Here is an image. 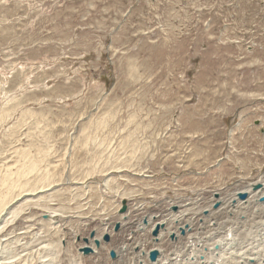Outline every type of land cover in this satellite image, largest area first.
<instances>
[{
    "label": "rangeland",
    "instance_id": "1",
    "mask_svg": "<svg viewBox=\"0 0 264 264\" xmlns=\"http://www.w3.org/2000/svg\"><path fill=\"white\" fill-rule=\"evenodd\" d=\"M8 168L14 196L42 194L10 204L3 245L58 264L80 263L123 200L203 202L264 181V0H0Z\"/></svg>",
    "mask_w": 264,
    "mask_h": 264
},
{
    "label": "bare ground",
    "instance_id": "2",
    "mask_svg": "<svg viewBox=\"0 0 264 264\" xmlns=\"http://www.w3.org/2000/svg\"><path fill=\"white\" fill-rule=\"evenodd\" d=\"M27 158L28 157H25V159ZM33 167L35 168V166ZM30 170L32 172L34 171L32 168ZM12 171H13L12 168H8L5 174H3V176H0V184L2 186V189L4 188L8 190L3 194L0 193V226H3L5 224V220L8 217L7 216L8 214L11 216L10 213L13 209V205L10 204H13L12 202H14V200L16 201V203H18L22 201L24 198L36 197L38 194L40 193L42 194V191L37 192L36 189L34 191H29L28 193L26 192L24 194H19L20 193L19 191L18 193L19 196L18 197L14 196V193L20 190L21 187L19 188L18 183L14 182L15 180L14 181L12 180L14 176H16L17 178V176L20 175V171L18 170L17 172H12ZM256 185H262L261 189L254 191L253 187ZM246 186L240 189L237 188L235 191L231 193L228 192V194H225V196L223 195L222 192L223 195L222 197H220L221 196L220 192L217 193L213 191L214 195L211 194L210 197L207 195L208 197H204L205 199L203 200V202L202 199L199 198L181 199L182 201L178 203H169L168 205L167 203L169 199L168 197L166 198L167 195H164L159 198L153 199L156 200L155 203L156 206L153 207L151 210L147 208L143 209L142 206H144L146 203H143L141 200L128 199L131 201L130 203L131 208L130 211L126 213V216L128 218L127 221L124 222L122 216L121 217L118 215L113 216L112 217L113 220L111 219L110 221L109 219L110 222L104 225L105 231L104 232L102 231V233H99V235H97L98 233L96 234L95 239H98L101 242L99 247L100 251L99 248H96L94 246V240L85 237V239H89V243H87V245L85 243H81L80 245H78L79 246L78 248L81 250L84 247H90L93 249V253L89 254V256L86 257L84 256V258H82L80 256V254L82 253L80 252L79 255L77 254L78 258L80 259L79 260L80 263L78 262L77 259H72L70 257L69 259L66 258L68 259V261L63 262V264H102L104 259L102 253L104 252V250L107 251V256H109L111 250H115V254H117V259L115 261H112L111 264H132L133 261H135L136 264H264V201L263 202L260 201V199L262 198L264 199V181L259 180L255 183H250L248 187ZM225 190L228 189H224V192ZM238 191H241L243 193H248V198L243 202L237 203ZM215 195H218V198H216ZM136 203H138L137 205L139 204L141 205L137 209H134ZM198 204L199 206H197ZM171 206H178L177 208H179V210L177 211V213L169 212V210L171 211ZM50 207L52 208V206ZM50 216L53 215L50 214ZM145 219L148 228L146 227V230L144 232H140L138 231L137 225L143 224ZM88 224H93V223H88ZM117 224H120L121 228L118 231H115V226ZM158 224L164 225L165 228H163L160 231L158 238H151V234L149 233L150 228H155ZM171 225L174 228H171L172 227ZM89 226H88L89 232L87 233L86 236L89 235L90 230L92 229V228L90 229ZM93 226H95V224ZM180 227L181 229H183L182 231H186L185 234L182 232L180 233ZM5 228L6 226L3 228L1 227L0 229V242L2 243L0 246V264H47V262H49L48 259L44 260L45 259L44 257H43L44 259L42 260L39 258L41 256H39V254L37 253L38 252L40 253L41 251L35 253L34 251H36L35 250L36 248H34L33 251L34 253L28 255L29 258H27V256L25 255L26 259H24L25 256L23 257L22 255L23 251L22 254L18 253V250L16 248L18 247L23 248L22 243H24V241L20 243L21 240L17 238L18 235H21V232L20 234L14 237L17 238L15 240L13 239L15 242L12 241V243L14 242L13 244L15 245H12L11 248H13L14 250L16 249L17 253L12 252L11 251L12 249L10 248V243L8 245H3V243L5 242L8 241L10 242L11 237L9 239L5 238V240L1 239L3 238L1 236L8 237L7 235H4L3 231ZM132 232H134V235H132ZM171 233H175V234L177 233L175 235V241L173 242H171L170 239L168 238V236ZM28 234H29L28 235L29 238V236L30 235L32 236L33 233L30 234L28 232ZM24 235L26 236L27 234ZM104 235H109L110 238L112 237V240L109 243L103 242L102 238ZM36 236L38 235L36 234ZM64 236L66 235L64 234ZM45 237H49V236L47 235ZM25 238L27 239V237ZM80 239L82 240V238ZM30 242H27V244L29 243L30 245ZM35 242L33 243L31 249H33V246L40 247V246H44L45 244L40 241L39 243L40 244L42 243L41 245L38 243V241H37L38 244H35ZM74 244H71V246ZM47 247L48 246L45 244L42 250L43 249L45 250ZM24 248L26 249V247ZM49 248L50 246L48 247V249ZM29 249L28 251H30ZM150 250L153 252L155 251L158 252V256L155 261L148 260V253H149L148 251ZM30 252H32V250ZM143 253H146V255L143 256ZM35 254L37 257L35 256ZM62 255L63 254H61L60 256ZM52 257L54 261L52 260ZM52 257L49 258L50 260H52V263L49 262V264L56 263L54 258H56L57 260L59 255L54 254ZM35 260L36 262H34Z\"/></svg>",
    "mask_w": 264,
    "mask_h": 264
},
{
    "label": "water",
    "instance_id": "3",
    "mask_svg": "<svg viewBox=\"0 0 264 264\" xmlns=\"http://www.w3.org/2000/svg\"><path fill=\"white\" fill-rule=\"evenodd\" d=\"M261 187H262V185H256V186L253 187V190H254V191H257L258 189H261ZM237 194H238V199H239L240 201H245V200L248 198V193H243V192H241V191H238ZM215 196H216V198H218V195H215ZM260 201L263 202L264 199L262 198V199H260ZM174 210H176V208H174ZM126 212H127V201H126V200H123V201H122V208H121V210H120V214H121V215H124V214H126ZM46 217H47V216H46ZM162 228H163V227H161V226H157L156 229H155V231H154V233H153V236H154V237H157L158 234H159L160 229H162ZM119 229H120V224H117V225L115 226V231H118ZM95 238H96V233L92 232V233L90 234V239L94 240V246H95L96 248H99L101 242H100V240L95 239ZM102 241L105 242V243H109V242L111 241V238H110L109 235H104L103 238H102ZM84 243L87 245V243H89V239H84ZM80 252H81L84 256H87V255L93 253V249L90 248V247H84V248H82V249L80 250ZM110 256H111L112 259H113V258L116 259V254H115V252L112 251V252L110 253ZM157 256H158V252H156V251H155V252H152L151 255H150V260H151V261H155V260L157 259Z\"/></svg>",
    "mask_w": 264,
    "mask_h": 264
},
{
    "label": "built area",
    "instance_id": "4",
    "mask_svg": "<svg viewBox=\"0 0 264 264\" xmlns=\"http://www.w3.org/2000/svg\"><path fill=\"white\" fill-rule=\"evenodd\" d=\"M171 199H169V201H170ZM174 200V201H173ZM178 202H180V199H178V200H176V199H174V198H172V201H171V203H178ZM138 203H136V206H134V209H137L141 204H139V205H137ZM156 206V204L155 203H150V202H147V204H145L144 206H142V208L144 209V208H147V209H149V210H151L153 207H155ZM174 207H178V206H171V211L169 210V212L170 213H177V211L176 212H174L173 211V208ZM130 205H129V211H130ZM178 210H179V208H178ZM128 219V218H127ZM127 221V220H126ZM125 222V221H124ZM146 219L144 220V222H143V224H139V225H137V227H138V231H140V232H144L145 230H146V227L148 228V226L146 225ZM176 224V223H175ZM172 226V225H171ZM171 228H174L173 226L171 227ZM182 230L183 229H181V227H180V233L182 232ZM152 231H153V228H150V234H152ZM186 232V231H185ZM177 234V233H176ZM175 233H171L169 236H168V238L170 239V241L171 242H173V241H175V235H176ZM132 235H134V232H132ZM174 237V238H173ZM151 238H152V236H151ZM137 252H138V249H137ZM149 252V251H148ZM149 254V253H148ZM144 255H146V253H143V256ZM149 260V259H148Z\"/></svg>",
    "mask_w": 264,
    "mask_h": 264
}]
</instances>
